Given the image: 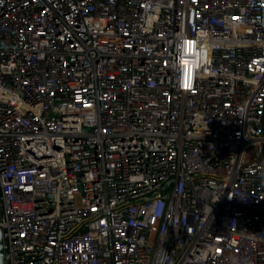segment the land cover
<instances>
[{
  "label": "built area",
  "instance_id": "built-area-1",
  "mask_svg": "<svg viewBox=\"0 0 264 264\" xmlns=\"http://www.w3.org/2000/svg\"><path fill=\"white\" fill-rule=\"evenodd\" d=\"M6 264H264V0H0Z\"/></svg>",
  "mask_w": 264,
  "mask_h": 264
},
{
  "label": "water",
  "instance_id": "water-1",
  "mask_svg": "<svg viewBox=\"0 0 264 264\" xmlns=\"http://www.w3.org/2000/svg\"><path fill=\"white\" fill-rule=\"evenodd\" d=\"M0 264H6L5 256H4V245L2 238V228L0 227Z\"/></svg>",
  "mask_w": 264,
  "mask_h": 264
}]
</instances>
